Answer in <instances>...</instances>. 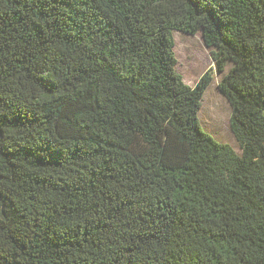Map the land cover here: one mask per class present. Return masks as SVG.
<instances>
[{
  "label": "trees",
  "instance_id": "16d2710c",
  "mask_svg": "<svg viewBox=\"0 0 264 264\" xmlns=\"http://www.w3.org/2000/svg\"><path fill=\"white\" fill-rule=\"evenodd\" d=\"M0 264H264V0H0Z\"/></svg>",
  "mask_w": 264,
  "mask_h": 264
},
{
  "label": "rangeland",
  "instance_id": "374dc122",
  "mask_svg": "<svg viewBox=\"0 0 264 264\" xmlns=\"http://www.w3.org/2000/svg\"><path fill=\"white\" fill-rule=\"evenodd\" d=\"M173 36L176 71L181 74L184 83L193 87L204 73L209 72L212 76L198 112L201 128L217 141L229 144L240 155V147L230 129L231 107L218 87L232 63L228 62L224 71L220 72L212 60V48L205 45L201 32L190 35L173 31ZM217 120H225L224 127Z\"/></svg>",
  "mask_w": 264,
  "mask_h": 264
},
{
  "label": "bare ground",
  "instance_id": "6f19581e",
  "mask_svg": "<svg viewBox=\"0 0 264 264\" xmlns=\"http://www.w3.org/2000/svg\"><path fill=\"white\" fill-rule=\"evenodd\" d=\"M198 33V32H197ZM217 122H218V120H217ZM222 127H224V124L223 123H225V120H219V122H218Z\"/></svg>",
  "mask_w": 264,
  "mask_h": 264
}]
</instances>
